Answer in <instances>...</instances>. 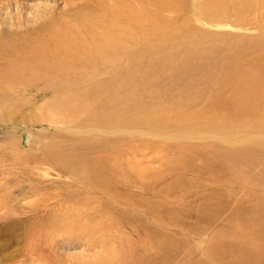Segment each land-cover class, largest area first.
Instances as JSON below:
<instances>
[{"label": "bare ground", "instance_id": "6f19581e", "mask_svg": "<svg viewBox=\"0 0 264 264\" xmlns=\"http://www.w3.org/2000/svg\"><path fill=\"white\" fill-rule=\"evenodd\" d=\"M73 4L41 23V32L54 38L51 51L46 53L44 49L42 53L31 44H14L13 62L7 63L0 74V101L11 90L17 93L44 81L54 87L53 91L68 93L57 99L60 105L65 104L66 114L87 113L80 124L96 127L94 130L105 135L128 133L104 140L96 147L99 154L116 156L110 157L114 161L113 173L117 166L124 173L98 171L101 158L93 160L85 153L60 157L71 170L84 174L76 177L83 183L82 190H88L89 196L93 193L95 201L107 196L120 202L111 191H129L137 185L136 176L128 179L134 186L124 177L133 173L124 166L125 155L151 148L156 143L152 138L202 133L209 137L204 136L207 141L198 149L204 161L199 173L208 174L212 180L208 185L217 192L213 198L215 212L229 205L230 172L264 193V33L258 37L237 35L238 38L224 33L249 29L252 23L264 29V0H84ZM183 16L192 24L180 22ZM209 27L235 29L214 35ZM9 37L4 42L11 43ZM4 42L0 44L2 50ZM72 49L80 51L70 54ZM16 93L11 94L16 97ZM52 108L56 110V105ZM65 113L61 115L66 117ZM215 139L234 146H223ZM239 140L250 145L240 147L235 144ZM219 177L224 178L221 184L217 183ZM145 178L141 177V185L146 189ZM249 192L242 189L234 195L246 199L251 196ZM236 216L244 224L249 222L244 228L247 231L238 230L239 235L255 227L264 240V226L260 227L264 222V202L246 206ZM81 217L73 215L78 221H73L74 226L79 227ZM83 228L87 229V224ZM253 245L256 247L247 245L242 238L219 242L212 250L218 256L236 255L231 264H264L261 244Z\"/></svg>", "mask_w": 264, "mask_h": 264}, {"label": "rangeland", "instance_id": "374dc122", "mask_svg": "<svg viewBox=\"0 0 264 264\" xmlns=\"http://www.w3.org/2000/svg\"><path fill=\"white\" fill-rule=\"evenodd\" d=\"M83 2L0 0V44L8 35L15 37H9L11 43L5 41V50L0 45V74L7 63L13 62L17 44L26 47L31 44L42 53L44 49L46 53L51 51L54 38L41 32L40 26L53 15L69 10L73 3ZM181 21L191 23L187 16L181 17ZM253 24L244 30L231 28L235 34L232 31L224 33L228 32L226 35L231 38H238L237 35L258 37L264 33V29ZM209 29L215 32L214 35L217 31L231 30L230 27ZM79 51L72 49L70 54ZM37 83L34 88L21 92L11 90L8 96L5 95L10 98L4 96L0 101V264H231L236 255L218 256L212 247L219 242L242 238L252 247H256L254 243L261 244L264 250V240L257 228L253 227L246 235L238 234V230L247 231L244 228L249 222L239 221L236 213L246 206L264 202V193L253 189L246 179L230 172L229 205L215 212L213 198L217 192L211 188L213 185H208L212 181L208 174L199 173L204 161L198 149L207 141L204 140L206 134L184 133L152 138L156 143L151 148L123 158L124 166L133 172L124 175L128 184L134 186V182L128 179L136 176L137 185L130 188L132 191L122 188L111 191L115 194L113 198L121 200L118 203L107 196L95 201L94 194L89 196L87 189L88 192L85 188L82 190L83 183L76 179L84 174L71 170L60 157L67 159L74 152L85 153L93 160L101 158L98 171L113 173L114 161L110 157L116 156L99 154L96 147L104 140L128 133H119L117 137L108 132L105 135L94 130L96 127L80 124L86 112L77 113L78 116L67 113V118L65 104L61 103L64 105L61 108L57 99L68 93L53 91L54 87L44 81ZM43 84L50 90L46 86L43 88ZM54 100L56 110L52 108ZM217 141L223 142V146L231 144ZM239 141L235 144L240 147L250 145L244 140ZM120 173H124L123 169L117 166L113 174ZM144 175L146 189L141 185ZM255 175L256 172L254 178ZM218 179V184L224 181L223 177ZM242 189L249 190L251 196L241 199L234 195ZM129 199L132 203H124ZM110 202L113 204L109 206ZM75 214L82 216L81 220L83 218L79 227L73 224L78 222L73 218ZM86 224L88 228L84 229ZM262 225L264 222H260V227Z\"/></svg>", "mask_w": 264, "mask_h": 264}]
</instances>
